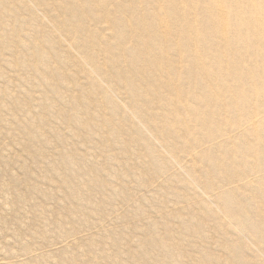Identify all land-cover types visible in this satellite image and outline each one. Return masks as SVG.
<instances>
[{"label": "bare ground", "instance_id": "bare-ground-1", "mask_svg": "<svg viewBox=\"0 0 264 264\" xmlns=\"http://www.w3.org/2000/svg\"><path fill=\"white\" fill-rule=\"evenodd\" d=\"M0 1V49L13 55L0 56V65L9 67L0 70V80L13 78L9 71L23 74L16 76L38 95L6 87L16 108L0 101V113L16 117L35 110L44 121L38 127L26 117L13 126L6 119L8 125L0 127V135L8 137L3 146L13 157L26 155L37 164L46 156L52 160L45 175L64 201L55 199L64 202L62 212L70 208L80 215L65 229L75 236L67 238L76 242L69 247L83 240L94 264H120L115 248L132 253L125 234L139 227L128 215L151 220L142 214L147 191L160 203L156 217L163 222L160 229L149 221V228L173 231L168 240L161 233L155 238L170 252L159 264H264L259 214L264 207V0H14L11 7ZM21 11L32 17L27 28L17 20ZM55 35L64 38L61 47ZM58 145L59 153L52 154ZM80 148L85 152L77 153ZM251 158L253 166L240 170L238 163ZM119 177L125 195L116 186ZM133 183L139 194L133 193ZM48 198L43 200L49 204ZM111 209L113 215H105L112 218L108 223L102 216ZM211 216L221 228H210ZM76 223L92 231L79 234L82 226L77 230ZM242 234L248 235L247 242ZM182 239L190 245L180 247ZM253 245L258 255L252 261L245 248ZM151 249L155 256L142 264L162 259L160 250Z\"/></svg>", "mask_w": 264, "mask_h": 264}, {"label": "rangeland", "instance_id": "rangeland-1", "mask_svg": "<svg viewBox=\"0 0 264 264\" xmlns=\"http://www.w3.org/2000/svg\"><path fill=\"white\" fill-rule=\"evenodd\" d=\"M0 2L3 3V1H0ZM13 2H15V1L14 0H6V1L4 0V3H6V6L8 4L9 7H11V5L14 4ZM6 6H4V7H6ZM4 7H2V8H4ZM33 9H38V4H36L35 6H33ZM22 12L23 11H21V13ZM22 14L23 15H20V17H18L19 19H17L16 16L14 17V16L11 15L12 16V19L11 20H12V22H13V20H16V19L19 20V22L22 20L21 21L22 23L20 22L21 23V26L23 25L24 28H27L26 25H28L27 24L28 23V20L29 19L31 20L32 17L30 18V16H27L29 14H27L25 16V14H26L25 12H23ZM24 16H25V18H24ZM38 16H40V17L43 18V14L40 15L39 12H38ZM24 19H25V21H23ZM17 20L14 22L15 24L18 22ZM0 26H1V24H0ZM37 26L39 27L40 24L37 25ZM24 31H26V29H24ZM26 33H27V31H26ZM55 39H56V41L59 44L57 47H59L60 45L62 46L64 44V38L62 36H60V35L59 36H56L55 35ZM75 46H76V42H74L73 47H75ZM0 50H1L0 51V56L3 55V56H6V57H9V58H12L13 55L10 56L11 54L9 55L8 51H3L2 49H0ZM53 56H56V55L52 54V61H54L55 64H59V61L56 59V57H53ZM15 69L22 70V67L21 66H16ZM0 70H9V67H4V65H0ZM8 74L11 75V76H13V78H11L13 81L11 79L7 80L6 82H5V80L2 81L3 79L0 80V86H1V88H3V90L0 88V93H1L0 94V101L1 102H3V103H5V102H8V103L11 102L10 99L8 98V95L5 94L6 92H4V89L6 87H8L10 90L12 89V91H13V89L16 91L17 88H18V90H22L20 88H23V90H26V91L29 90L28 92H26V94L29 93L30 90H32L33 93L36 91L35 88H33L31 86H27V84L30 85L29 83H27V81H24V80L22 81L20 78H18V76H23V74L22 75H20V74L18 75L17 73L14 74L13 72H10V71L8 72ZM16 75H18V76H16ZM14 76H16V78H18V79L14 78ZM15 79L17 80V82L16 81L14 82ZM22 85H23V87H22ZM2 86H4V87H2ZM64 86H66V83H65ZM31 88H33V89H31ZM9 89H7L8 92H10ZM26 94H23V95H26ZM35 94H36V96H38L37 95V91H36ZM27 96H28V94H27ZM36 96L33 99V102L37 101V100H35V99H37ZM26 97H24L25 98V101L27 99ZM4 99H5V101H2ZM10 105L13 108H16V104L15 103H13V105L11 103ZM31 112L34 115L33 114H30ZM31 112H29V113L26 112L25 114H27V115H24V113H20V114L17 113L18 116L16 115V117H15V115H14V117H8V116L5 117V115L3 116L2 113H0V115L3 116V118H1L2 116L0 117V124H1L0 127H1V129H2V125L3 124H4V126L7 124L5 122L6 119H7L9 125H13L14 126V125L19 124V122L24 123V121H25L24 119H26V117H29V118L31 117L30 119L28 118L27 119L28 121L26 120V122H29V123L30 122L31 123L33 122L32 124H34V126H37L38 125V127H40V125H42L44 123V121L41 120V119H37V117H38L36 115L37 111L31 110ZM28 114H30L32 116H29ZM22 117H24V118H22ZM13 118H15V119H13ZM11 119H13V120L11 121ZM33 120H35L38 124L35 125L36 122H34ZM60 120L61 119H59V122H60ZM54 122L56 124V121H54ZM65 122H67V121H65ZM69 126L76 127V126H74L73 123H70ZM62 134L64 135V139L67 140V133L64 131ZM17 135H19V134H17ZM6 136L7 135H5V136L0 135V145H1L0 151L3 150L2 152H0V155L2 154L3 157H4L3 158L2 155L0 156V164H1L0 165L1 166L0 167V186H1L0 187V264H4V262H9V261H10L9 262L10 264H89V262H87V261L89 259H90L89 261L92 260V258H93V255H92L93 252L90 254L89 251H86L84 249V246H82L80 244V243H82L83 240L78 241L77 244H76V246H79L80 245L82 247H80V246L79 247H76L75 245H73L74 249H73V247L72 248L69 247L70 245H72L71 243L75 244L76 242L69 243L68 240H67V238L70 239V241H73L75 239V236H73V234L72 235H69L71 233L67 234L66 231H65V229H66V227L68 229L75 222L78 223L80 220L79 221H77V220L80 217L77 218V216H80V215H77L74 212H71L69 210L70 208L67 209L68 210L67 213L66 212H62V211H64L62 209L63 208L62 206L64 205V204H62V203H64V202H62V200L64 201V198H63V195H62L63 192L61 193V191H59L60 189H58L56 185L51 184L49 182V179L46 178V175H45V174L49 173V171H50L47 166H48L49 162H52V160L50 159V161H49V157L46 156L45 159H46V161L48 163L46 161H44L45 159L44 160L41 159L40 161H38L39 164H37L36 161L35 162L31 161L33 159L30 158V157L27 158L26 155L25 156H21V157H17L16 155L13 154L14 155V157H13L12 154H10L9 151L6 149V146H3L4 145L3 141L5 142V140H7V138H8ZM20 136L21 135H19L17 137H20ZM206 136L209 137V134H207ZM72 137L73 136H69V139H71ZM111 140H112V138H111ZM52 144H54V143L52 142ZM56 147H57V150L55 148H53V152H51L54 155H57L59 153L60 149H61L60 145H58ZM14 148H16L17 151L20 152V147H17L16 146ZM83 148H80L77 151V153L82 152V151L85 152L86 148H84L85 150ZM5 149H6V151H5ZM6 152H8V153H6ZM4 155H6V156H4ZM9 155H11L10 156V159L12 157L11 160L9 159ZM98 156L102 159V156H100V154ZM16 157L18 158L17 160H15ZM23 157L26 160H29V161L27 162L26 160L23 159ZM20 158H22V160ZM4 159L7 160L8 162L6 161V163H5ZM12 160H14V162ZM252 160L253 159L251 158V159H243V161H240L238 163L239 164L238 166H239L240 170H244L245 168H246L245 170H249L248 167L252 165L251 164V161ZM17 161H18V164H17ZM12 162L13 163L16 162V164H13ZM21 162H22L23 165L21 164ZM29 162H31L32 164L29 163ZM11 163H12V165H14V167L12 165H10ZM29 164L31 165V168L29 167L30 166ZM17 165H18V167H19V165H22L19 168H17V169H20V170H17L15 168ZM43 165H45V166H43ZM6 166L7 167L10 166V167L7 168ZM42 166L45 169L43 171L42 170H39V169H41ZM254 166L257 167V165H254ZM22 167H24V168H22ZM45 167H47V168H45ZM15 169H16V172L14 171ZM21 169H22V171H21ZM229 169H231V167ZM25 170L29 171L30 172V175ZM20 171L22 173L24 172L25 174L23 175L22 173H20ZM42 172H44V173L42 174ZM227 172H229V171H226V173ZM15 173L18 174L17 175L18 178L13 176V175L16 176ZM20 174H22L23 177ZM63 174H67V173H64V171H63ZM63 174H61V175H63ZM43 175H44V177H43ZM40 176H42L43 179H41L42 177H40ZM19 177H22V178H19ZM20 179H22V181ZM14 180H15V182H14ZM41 180H43V181H41ZM44 180H46V181H44ZM25 181H27V182H25ZM40 182H41V185H42V186L40 185L41 187L37 186L38 184H40ZM44 182L45 183L48 182L49 185L51 184L50 187L49 186L48 187L46 186L48 189L46 187H43V184H45ZM60 182H62V179H60ZM115 183H116V186L123 188L121 194L122 195H125V187L123 186L122 178L119 177L118 179H116L115 180ZM16 184H18V185H16ZM26 184L27 185L29 184L28 187H26ZM32 184H33V186L36 184L37 187L35 186L34 188H36V190L38 188L40 190V192H38L39 190L38 191H36L35 189L32 190V187H33ZM8 185H11V186H8ZM53 186L56 187L55 188L56 190L53 189L54 188ZM133 187H134V183H133ZM15 188L19 191L18 192V195L15 194L17 192V190ZM40 188H42V191H41ZM51 188L54 191H56L57 193L52 191L55 194L54 195H53V193L51 194V190H52ZM4 189H6V193L8 195L6 193H4L5 196H1V195H4V194L1 193V190H3V192H5ZM13 189L16 192H14ZM7 190L12 191V193L11 192L9 193V191H7ZM19 193H20V195H19ZM40 193L42 195H40ZM47 193H48V196L51 198V199L48 198L49 199L48 200L49 201V204H48V202L44 201L45 198L47 199V197H48L47 196ZM133 193L139 194L140 192H135V187H134V192ZM130 194H131V192H130ZM145 195H146V198H145L144 201H142V203H143L142 208L145 211V213L142 212V214L147 215V216H150L151 220H149V221H151V222L154 221V226L155 225H159V228L161 229L163 227V222H161V219L159 217L158 218L156 217V212L158 211V206H159L160 203L157 202L156 199L154 200V198H151V193L150 192L145 191ZM56 196H59V197L61 196L60 199L62 198V200H61L62 203L60 202V199L59 198H57L59 200H56L55 199ZM43 197H45V198H43ZM52 198H54L56 201L52 200ZM50 200H52V201H50ZM40 201L43 203V204H41V205H43V207H41V205H40L41 202ZM44 203H45V205H44ZM50 204L53 206V209L54 208H56V209L59 208L57 206H59L60 204H62L60 206V210L57 209L58 210L57 211V210L54 209L58 213H59V211L62 212L60 214L61 216L58 215V213H56L55 211L53 213V210L51 209V207H50V209L52 211L49 208H47V206L49 207ZM39 208L40 209L42 208L43 210L41 209V211H40ZM46 209H47V211H46ZM137 209H138V207H135V212H137ZM260 209H261V212L259 214L262 215V219H264V207H261ZM50 211H51V215H50ZM112 212H114L113 209H111L108 213L104 211L103 212L102 219H104L105 222L110 223L112 221V218H105V215H110V213L112 214ZM55 213L58 215L57 218H53V219L50 220V218L53 217L52 215H54ZM63 213L64 214H68L70 217L73 216L74 219H72V217L70 218L68 215H63ZM116 213H120V215H121L122 214V211L121 210H117ZM124 213H126V209L124 210ZM259 214H258L257 217H259ZM62 215L65 216V217H62ZM74 215H77V216H75L76 218L74 217ZM50 216H52V217H50ZM66 216L68 218H66ZM128 216L130 218L131 224L137 223L139 225V227H135V228H133L131 230H128L126 232V234H125V235H127V233H128L129 236H130L129 244L133 247L132 248L133 250L130 249V250H132V253H129V252L127 253V251L124 250V247L123 246H121L120 248H118V247L115 248V250L117 251V255H118V252H119L118 259H121L120 260V264H142V263H144L142 261L146 260L147 256L148 257L149 256H155L153 254L154 253L153 249H151V248H155V247H156V250L158 252L160 250V253H161V256L160 257L162 259H159L158 261H157V259H154L156 261H152L151 264L166 263V262H164L165 261V258L168 257V255H170V252H167L164 248L162 249V246H163V243L164 242L163 241H159L158 242V241L155 240V238L158 237V235H159L158 233H161L162 236L163 237L165 236L166 237V240H168V237L171 235V232H173V231H168L167 230V232H166L167 235L165 233L166 229H164L162 231H159V232H156L154 230V226L151 225V228H149V226H148L149 221L148 222L147 221H143L142 222V221L138 220V218H136L137 215H135V217L131 216V214L128 215ZM45 217H47V220H48V217H50L49 218L50 221L49 220L47 221L48 223L46 222V218ZM54 217H56V216L54 215ZM44 221H45V223H44ZM209 221H210L209 223L211 224V227L210 228H212V227L215 228V229L216 228L217 229L218 228H221V226L218 227V225L221 224L220 223V220L214 219V216H211L209 218ZM217 221H219V224H217ZM24 222H26V225H24L25 224ZM57 222H62L63 225H60V224L58 225ZM20 223H22V224L20 225ZM37 226L40 228V231L37 230L38 229ZM75 226L77 227V230H80V227L82 226L81 227V230L83 229V232L80 230L79 231V234L80 233H86L85 231H87V232L88 231H90V232L92 231L91 228H90L91 226L88 227L86 224H81L80 223V224H77ZM195 228L196 227H194V226L191 227V225H190V229H195ZM35 229H36L37 232L35 231ZM90 232H88V233H90ZM176 233H177V231H176ZM192 233H195V232H192ZM229 234H231V238H233V236H237V235H234V232H229ZM71 236H73V237H71ZM241 236L242 237H240V239L242 240V242H247L246 236L248 237V235L242 234ZM62 240H64L66 243L68 242V244H66ZM252 240H253V237H252ZM192 242H194V241L191 240V243ZM61 243H63V247L62 248H60L62 246ZM64 243H65V245H64ZM208 243L212 247L217 248L216 245L213 244L212 241H210ZM129 244H128V247H129ZM183 244H185V247H187V246L190 245L187 242V239H182V243H181V246L180 247H182ZM69 248H70V250L66 251ZM75 248H77L78 252H77V250ZM82 250H84V251H82ZM181 252H183V251L181 250ZM133 253H135V256H131V254H133ZM87 254L89 255V257H86V256H88ZM245 254H247V256H249L252 259V261L258 255L257 254L256 247L254 245L252 247H246L245 248ZM140 259H142V260L140 261ZM103 260L105 261V259H103ZM1 261H2V263H1ZM159 261H161V262H159ZM169 263L170 262H168V264ZM5 264H7V263H5ZM91 264H94V263L92 262Z\"/></svg>", "mask_w": 264, "mask_h": 264}]
</instances>
